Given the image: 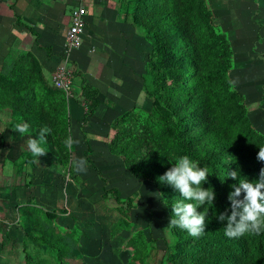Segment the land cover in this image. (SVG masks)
I'll return each mask as SVG.
<instances>
[{
    "label": "rangeland",
    "instance_id": "374dc122",
    "mask_svg": "<svg viewBox=\"0 0 264 264\" xmlns=\"http://www.w3.org/2000/svg\"><path fill=\"white\" fill-rule=\"evenodd\" d=\"M157 1L139 0L144 7L141 15L133 19L136 35L142 34L141 25H148L146 18L154 16ZM187 2L182 8L196 47L194 85L199 87L191 91L189 102L176 110L182 133L192 139L193 147H203L207 139L210 144L207 157L214 158L215 163L227 162L231 171L239 172L240 178L254 181L264 167V163L257 161L259 147L264 146V0ZM143 42L147 49L143 87L151 92L158 87L152 77L145 75L151 46L146 40ZM16 61L18 70L26 63L27 67L22 68L25 75L41 81L38 86H26L35 94L28 105L44 111L46 127L50 122L63 125L68 120L69 100L52 87L40 70H31L23 57L17 60L11 54L2 61L0 95L13 90V86L5 82L8 83L6 74ZM229 80L238 83L232 88ZM75 96L72 86V98ZM148 100L146 107L127 110L99 133L95 126L83 123L75 131L76 134L82 132L83 147L72 148L67 163L55 157L58 153L55 146L50 145L51 131L42 145L47 154L38 158L27 151L26 140L29 136L36 138L40 129L35 134L21 136L22 163L16 166L18 173L14 181L7 182L20 188L15 192L16 202L7 204V221L17 220L18 210L22 208L36 213L41 229L51 231L56 234L53 237H62L60 240L68 243L62 264H212L209 253L213 246L209 234L204 232L194 238L179 228L163 230L170 217L165 202L153 186L151 174L146 172L148 160L155 155L170 169L184 154L174 145H167L163 139L164 128L151 106V99ZM2 103L7 105L10 101ZM206 103L209 118H206L209 111L203 109ZM205 128L219 130L218 137L224 142H219L217 136L212 140L210 132L203 133ZM63 135L72 137L71 130L69 133L66 128ZM26 157L35 161V166L25 165ZM78 158L86 159V173L73 171L71 162ZM126 162L136 174L129 171ZM199 166L208 170L207 182L202 187L212 188L216 199L213 205L205 204L198 211L207 209L206 218L218 221L223 211L217 196L227 199L231 185L238 181L228 175L221 176L219 170ZM16 222L15 229H6L0 264H61L56 253L37 243L41 232H33L32 238L25 239L20 217ZM180 234L185 236L183 241L179 239ZM183 249V254L172 259ZM26 251L31 255L29 262L25 260Z\"/></svg>",
    "mask_w": 264,
    "mask_h": 264
},
{
    "label": "crops",
    "instance_id": "0c3cea01",
    "mask_svg": "<svg viewBox=\"0 0 264 264\" xmlns=\"http://www.w3.org/2000/svg\"><path fill=\"white\" fill-rule=\"evenodd\" d=\"M124 3L125 0H0V66L11 54L17 60L23 57L30 69L40 70L50 84L52 71L63 53L70 12L78 5L86 8L81 45L69 55L76 96L67 105V129L79 141L72 147L75 150L83 147L82 132H75L83 123L95 126L99 133L127 110L148 105L142 80L147 49L144 40L136 35L131 17L123 10ZM16 64L17 61L13 68ZM23 64L20 67L26 68L27 64ZM85 89L93 91L97 102L92 114L86 110ZM16 123L24 122L15 119L9 105L0 106V254L7 227L15 229L19 220L6 219L7 204L16 202L15 192L20 188L7 185L8 180L14 181L16 166L22 163V137L12 131ZM25 163L35 166L30 157L25 158Z\"/></svg>",
    "mask_w": 264,
    "mask_h": 264
},
{
    "label": "trees",
    "instance_id": "16d2710c",
    "mask_svg": "<svg viewBox=\"0 0 264 264\" xmlns=\"http://www.w3.org/2000/svg\"><path fill=\"white\" fill-rule=\"evenodd\" d=\"M140 3L139 0H128V2L125 0L123 5V10L131 17L134 28L133 19L141 15L144 7ZM183 5L184 7L188 5L187 0L183 3L182 0H158L154 4V16H148L146 18L148 25L140 26V31L143 34L140 37L146 40L151 46V54L149 55V61L146 63L145 75L146 77L148 75L152 77L158 87L150 92L144 85L143 91L148 99H151V106L154 108L159 123L164 128L163 139L167 142V145H174L178 151L189 156L190 159L198 162L199 165L219 170L221 176H227L230 170L227 162L215 163L214 158L207 157L208 147L210 145L207 139L203 147L201 145L193 147L195 143L192 142V139H187L183 135L180 127V117L176 113V110L183 103L189 102L191 91L199 87L198 85H194L197 80L194 76L197 66L196 47L191 36V31L186 25L187 21L184 18L186 16H184ZM21 72H23L21 67L18 70L17 67L13 68L12 66L6 74L8 83L5 82V84L13 86V90L4 94L1 93L0 106L3 104L2 101H6L7 103L10 101V104L7 105L11 107L15 119L27 123L29 125V132H34L36 129L45 127L46 115L43 110H36L31 105H28L29 100L33 101L35 94L34 90L31 91L26 86L32 84L38 86L41 84V81L39 78L31 79L25 75V72L23 74ZM29 80H31V84L28 83ZM142 80L145 82L143 77ZM93 95L92 90L85 89V105L87 113L89 114H92L97 107V102L93 100ZM199 97L201 98V96ZM203 109L207 112L209 111L207 103L203 105ZM209 117L210 111L206 118ZM64 119H66V116ZM50 123L51 125L47 127L53 133V141L50 142V145H54L56 148L58 154L55 157L58 161L67 163L70 157V151L65 146L64 141L66 138L63 135L67 128V121H64V124L61 126L53 122ZM208 132L213 136L212 140L214 136H217L219 142H224L218 137L219 130L205 128L203 133ZM212 149H216L215 145L212 146ZM126 166H129V171L135 173V169H132V166L130 167L127 162ZM168 169L164 161L159 157H155V155H151L148 160L146 172L151 174V180L154 183L153 186L159 194L160 199L165 202L169 217L171 218L172 207L181 197L171 186L161 184L158 181V177L162 176ZM217 197L220 198L219 208L221 211L224 212L226 208H230V203L227 199L219 195ZM19 214L24 238H32L36 232H41V239H37V243L48 247L47 250L51 253H56L58 256L57 260L62 264L65 248H68V243L62 242L60 240L62 237H53L56 234L51 233V231H48L49 234L44 229H41L37 216L34 215L36 213H32L28 208H22ZM225 226L223 222L206 218L205 232L211 236V244L213 246L209 253V259L212 264H264V231L260 234H245L239 238H228L224 234ZM179 239L183 241L185 236L180 234ZM247 243H249V247H246ZM184 251V249L177 251L172 259L183 254ZM30 256L26 251L25 260L27 262L30 261Z\"/></svg>",
    "mask_w": 264,
    "mask_h": 264
},
{
    "label": "clouds",
    "instance_id": "9594fccd",
    "mask_svg": "<svg viewBox=\"0 0 264 264\" xmlns=\"http://www.w3.org/2000/svg\"><path fill=\"white\" fill-rule=\"evenodd\" d=\"M228 83L234 88L238 81L229 80ZM12 131L24 136L29 132V125L16 123ZM50 131L51 129L45 126L39 130L36 138L29 136L26 140L27 151L33 157L47 154L42 145L47 142L46 137ZM64 143L71 151L73 145L79 144V141L69 136ZM257 161L264 163V146L259 147ZM71 167L74 172L80 174L86 173L88 165L86 159L78 158L71 162ZM207 178V168L200 167L198 162L187 155L179 157L170 169L158 177L161 184L171 186L181 197L172 207V216L164 231L179 228L194 238L205 232V212L208 210L199 212L198 209L205 204L213 205L216 199L212 188L202 187ZM228 178L238 182L231 185L232 190L228 193L230 208H226L217 217L218 221L226 225L225 236L239 238L245 234H260L264 231V167L260 169L259 176L254 181L240 178L238 171L231 170L228 172Z\"/></svg>",
    "mask_w": 264,
    "mask_h": 264
},
{
    "label": "built area",
    "instance_id": "2783aa9c",
    "mask_svg": "<svg viewBox=\"0 0 264 264\" xmlns=\"http://www.w3.org/2000/svg\"><path fill=\"white\" fill-rule=\"evenodd\" d=\"M86 8L78 5L70 12V24L64 33L63 53L52 71L51 84L70 100L72 98L73 70L69 55L81 45V36L85 28Z\"/></svg>",
    "mask_w": 264,
    "mask_h": 264
}]
</instances>
